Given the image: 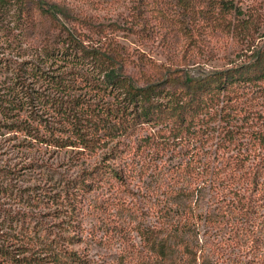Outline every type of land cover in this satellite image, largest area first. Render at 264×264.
<instances>
[{
  "label": "trees",
  "instance_id": "trees-1",
  "mask_svg": "<svg viewBox=\"0 0 264 264\" xmlns=\"http://www.w3.org/2000/svg\"><path fill=\"white\" fill-rule=\"evenodd\" d=\"M134 1L139 19L154 2ZM98 2L0 0V12L11 13L8 22L19 30L5 29L0 39V133L19 139L23 155L29 147L69 150L82 169L51 190L66 220L43 229L26 212L8 215L0 227V264H88L72 245L81 241L79 204L100 185L113 194L107 204L116 221L106 234L114 254L99 264H264V99H252L264 97V44L254 46L253 39L259 24L252 18L226 22V13L243 16L235 0L197 7L194 0H165L169 8L159 13L172 21L216 20L226 33L241 36L244 59L196 76L166 67L152 77L142 73L138 83L125 71L128 50L89 11ZM22 56L28 61H18ZM139 139L157 157L144 164L156 168L165 151L180 146L190 152V159L169 168L178 181L164 182L155 220L145 223L139 222V198L121 191L132 176L128 154ZM91 159L92 166L82 168ZM182 175L191 183L179 182ZM199 181L223 194L217 213L204 217L220 235L209 246L196 233L202 215L191 199L201 191Z\"/></svg>",
  "mask_w": 264,
  "mask_h": 264
},
{
  "label": "rangeland",
  "instance_id": "rangeland-1",
  "mask_svg": "<svg viewBox=\"0 0 264 264\" xmlns=\"http://www.w3.org/2000/svg\"><path fill=\"white\" fill-rule=\"evenodd\" d=\"M97 1H99L97 6L90 7L89 11L95 13L99 20L97 23L102 25L103 29L113 32V37L118 44L128 50L131 57L130 63L125 66V71L134 76L138 83L142 73L152 77L166 67L185 69L191 76H196L201 72L231 67L244 59L241 53L246 52V40L241 39L239 35L233 36L231 33H226L218 26L216 20L184 23L187 27V30H184L182 28L184 25L178 21H172L168 15L159 13V11L163 12L164 8H169L168 5L165 6L167 3L165 0H154L152 7L145 8L141 19L135 17L134 0ZM236 1L233 5L242 10L243 16L236 19L233 11L226 13L224 20L236 23L238 20L252 18L255 24H259L258 32L253 37L254 46L264 44V0ZM194 2L196 7L206 4V0H194ZM10 16L11 13L9 17H5L0 12V39H4L5 29L11 30L14 27L8 22L12 20ZM44 30H46L45 26L42 28V31ZM17 32L19 30L14 27L12 33ZM55 33L50 31L49 34L54 35ZM9 50L12 51L11 48L7 51ZM15 51L12 52L24 55L20 48ZM18 59V61H28L29 58L22 56ZM248 97H243V99H248ZM252 99H264V97L255 94ZM251 108L255 111L259 105L254 104ZM141 135H145V131H141L139 137ZM16 140L19 139L12 138L11 133L4 131L0 133V227H6L9 223L8 215L26 212V217L33 224L43 229L52 228L61 219H67L65 212H62L61 205L52 203L50 199V196L54 194L51 191L52 188L57 191L59 184L74 178L82 169L70 161L73 154L69 153V150L52 152V150L39 151L35 147H29L23 155L20 150L21 145ZM142 144L140 139L135 141L133 145L136 148L135 152L128 154L129 161H127L129 163L131 161L128 170L131 169L132 176L127 181L128 185L125 187L127 190L121 189V191L123 195L129 191V195L139 198V222L145 223L155 220L152 214L153 210L160 206L164 182L167 181V184H170L178 181L175 178L176 174L170 173V169L177 163L190 159V152L185 149L180 150V146H177L173 154L165 151L160 159L163 161L162 164H159L161 162L159 159L156 160L158 165L156 168L154 164H144L147 158L153 156L152 158L156 159L157 157L151 155ZM213 151L207 154L211 156ZM205 152L207 151L203 150L199 153L204 155ZM33 159H38V161L34 162ZM92 163L93 159L88 160L82 168L92 166ZM178 177H180L179 182L183 180V185V182L185 185L191 183V176ZM200 181L196 182L198 183L196 187L200 185L201 191L195 193L191 200L195 213L202 215L199 216L201 219L196 229L199 242L209 246L210 243L215 244L220 235H217V230H213L211 223L204 225V217L206 214L211 216L217 213L221 205L220 197L223 194L215 188L209 190V184ZM111 194L108 188L100 185L87 193L79 204L80 212L77 217L80 223L81 241L75 242L72 247L86 254L88 264H99L100 261L109 259L114 254L115 248L112 241L107 240L106 235L108 227L116 221L113 215L114 210L110 209L107 204L111 199ZM61 202L59 199V203ZM149 208H151L150 211L147 210ZM3 220L5 222L2 224Z\"/></svg>",
  "mask_w": 264,
  "mask_h": 264
}]
</instances>
